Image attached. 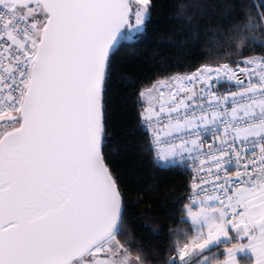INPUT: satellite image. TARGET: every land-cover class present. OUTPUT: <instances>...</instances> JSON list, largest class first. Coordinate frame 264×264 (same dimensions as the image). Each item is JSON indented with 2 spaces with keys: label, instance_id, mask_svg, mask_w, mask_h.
<instances>
[{
  "label": "snow or ice",
  "instance_id": "1",
  "mask_svg": "<svg viewBox=\"0 0 264 264\" xmlns=\"http://www.w3.org/2000/svg\"><path fill=\"white\" fill-rule=\"evenodd\" d=\"M153 6L0 0V264H146L126 246L105 93L115 56L143 36ZM256 7L259 23L246 13L224 37L237 56L246 44L264 48L254 35L264 0ZM145 96L139 117L154 159L193 173L181 222L194 234L164 264H193V254L195 264H264V56L157 77ZM220 247L227 259L209 260Z\"/></svg>",
  "mask_w": 264,
  "mask_h": 264
},
{
  "label": "trees",
  "instance_id": "2",
  "mask_svg": "<svg viewBox=\"0 0 264 264\" xmlns=\"http://www.w3.org/2000/svg\"><path fill=\"white\" fill-rule=\"evenodd\" d=\"M260 0H153L151 20L135 44L125 45L113 60V72L105 93L108 139L107 162L119 177L125 194L127 225L133 256L146 264H164L174 255L176 243L194 234L187 227L183 205L189 194V170L185 166L164 167L154 159L149 135L141 127L138 99L142 86L157 77L191 73L203 64L232 63L244 57L264 56V48L224 45L231 26L256 17ZM264 10V9H261ZM264 37V28L254 33ZM183 229V233H181ZM125 243V238H120ZM209 260L226 259V249L206 252ZM243 259V257H240ZM193 264L199 259L193 255Z\"/></svg>",
  "mask_w": 264,
  "mask_h": 264
},
{
  "label": "built area",
  "instance_id": "3",
  "mask_svg": "<svg viewBox=\"0 0 264 264\" xmlns=\"http://www.w3.org/2000/svg\"><path fill=\"white\" fill-rule=\"evenodd\" d=\"M232 66H234V65H232ZM226 91V86L225 85H223V84H221L220 86H219V92L220 93H223V92H225ZM141 127L143 128V126L141 125ZM144 129V128H143ZM149 139H150V136H149ZM158 148H163L164 146L163 145H160V146H157ZM156 161H157V163L158 164H160V165H162V166H164V167H168V166H172V165H175V166H185L186 167V165H183V164H180L179 162H177V160H174V159H169L168 161H163V160H160V159H155ZM187 168V167H186ZM188 169V168H187ZM192 175H193V173L192 172H190L189 171V184H190V182H191V177H192ZM190 194V193H189ZM188 194V195H189Z\"/></svg>",
  "mask_w": 264,
  "mask_h": 264
},
{
  "label": "crops",
  "instance_id": "4",
  "mask_svg": "<svg viewBox=\"0 0 264 264\" xmlns=\"http://www.w3.org/2000/svg\"><path fill=\"white\" fill-rule=\"evenodd\" d=\"M153 96L155 97V99L153 100V104L154 106H158V101H159V94L158 92H156L155 90L153 91ZM143 101H144V105L145 107L148 106V102H147V99L146 98H143ZM227 259V258H226Z\"/></svg>",
  "mask_w": 264,
  "mask_h": 264
},
{
  "label": "rangeland",
  "instance_id": "5",
  "mask_svg": "<svg viewBox=\"0 0 264 264\" xmlns=\"http://www.w3.org/2000/svg\"><path fill=\"white\" fill-rule=\"evenodd\" d=\"M212 66H216V65H212ZM151 87V86H150ZM144 98H146L147 99V102H148V97L147 96H145ZM194 255V254H193ZM227 258V257H226ZM187 259V258H186Z\"/></svg>",
  "mask_w": 264,
  "mask_h": 264
}]
</instances>
